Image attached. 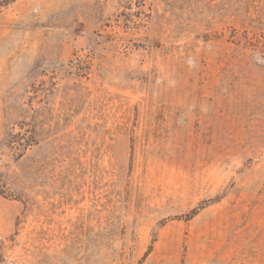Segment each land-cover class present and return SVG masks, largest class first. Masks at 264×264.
<instances>
[{
  "label": "rangeland",
  "instance_id": "obj_1",
  "mask_svg": "<svg viewBox=\"0 0 264 264\" xmlns=\"http://www.w3.org/2000/svg\"><path fill=\"white\" fill-rule=\"evenodd\" d=\"M0 264H264V0H0Z\"/></svg>",
  "mask_w": 264,
  "mask_h": 264
}]
</instances>
